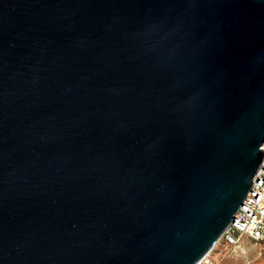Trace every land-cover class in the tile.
I'll return each instance as SVG.
<instances>
[{"label": "water", "instance_id": "1", "mask_svg": "<svg viewBox=\"0 0 264 264\" xmlns=\"http://www.w3.org/2000/svg\"><path fill=\"white\" fill-rule=\"evenodd\" d=\"M263 142L264 0H0V264H197Z\"/></svg>", "mask_w": 264, "mask_h": 264}, {"label": "built area", "instance_id": "2", "mask_svg": "<svg viewBox=\"0 0 264 264\" xmlns=\"http://www.w3.org/2000/svg\"><path fill=\"white\" fill-rule=\"evenodd\" d=\"M261 149L264 150V142ZM243 239L255 244L264 242V161L233 219L214 247L197 264H216L214 252L218 246L229 247L235 253L241 249Z\"/></svg>", "mask_w": 264, "mask_h": 264}, {"label": "rangeland", "instance_id": "3", "mask_svg": "<svg viewBox=\"0 0 264 264\" xmlns=\"http://www.w3.org/2000/svg\"><path fill=\"white\" fill-rule=\"evenodd\" d=\"M214 257L216 264H264V242L255 244L243 239L241 249L235 253L221 245L215 250Z\"/></svg>", "mask_w": 264, "mask_h": 264}]
</instances>
